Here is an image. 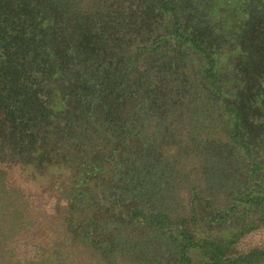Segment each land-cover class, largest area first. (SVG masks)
<instances>
[{"label": "trees", "instance_id": "obj_1", "mask_svg": "<svg viewBox=\"0 0 264 264\" xmlns=\"http://www.w3.org/2000/svg\"><path fill=\"white\" fill-rule=\"evenodd\" d=\"M262 229L264 0H0V264H264Z\"/></svg>", "mask_w": 264, "mask_h": 264}, {"label": "rangeland", "instance_id": "obj_2", "mask_svg": "<svg viewBox=\"0 0 264 264\" xmlns=\"http://www.w3.org/2000/svg\"><path fill=\"white\" fill-rule=\"evenodd\" d=\"M8 180L12 185L20 186L25 192L38 196L39 202H46L47 207H52L55 192L51 189V182L58 177V170H50L46 176H33L29 168L12 166L8 170ZM243 245L264 246V229L249 233L242 241Z\"/></svg>", "mask_w": 264, "mask_h": 264}]
</instances>
